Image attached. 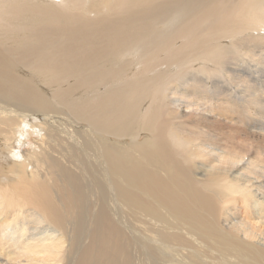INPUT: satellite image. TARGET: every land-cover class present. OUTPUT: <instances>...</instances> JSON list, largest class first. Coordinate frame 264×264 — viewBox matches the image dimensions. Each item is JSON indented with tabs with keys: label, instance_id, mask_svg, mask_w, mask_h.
Masks as SVG:
<instances>
[{
	"label": "bare ground",
	"instance_id": "obj_1",
	"mask_svg": "<svg viewBox=\"0 0 264 264\" xmlns=\"http://www.w3.org/2000/svg\"><path fill=\"white\" fill-rule=\"evenodd\" d=\"M261 55L264 0H0V264H264Z\"/></svg>",
	"mask_w": 264,
	"mask_h": 264
},
{
	"label": "rangeland",
	"instance_id": "obj_2",
	"mask_svg": "<svg viewBox=\"0 0 264 264\" xmlns=\"http://www.w3.org/2000/svg\"><path fill=\"white\" fill-rule=\"evenodd\" d=\"M262 56V55H261ZM256 59H257V57H256ZM262 61H263V64L262 65H255V63H250L251 65H253V68L254 69H252V71H253V74L251 73L250 75H252V76H250V77H252V78H249V80L251 81L250 83H252V89H254L253 90V92H255V93H253V96H256V97H258V98H261L262 99V101L264 102V55L262 56ZM257 67V68H256ZM259 71V72H258ZM262 72V73H261ZM240 75V74H239ZM236 76V78H234L233 79V81L231 82V83H226V81H225V83H224V81L222 82L224 85H226V86H228V85H230V87H231V90H232V92H239L240 91V89H243V81H241V80H244V77L242 78L241 77V75L240 76ZM257 76V77H256ZM255 79H256V81H255ZM234 81H235V83H234ZM259 81V82H258ZM263 81V82H262ZM238 82V83H237ZM263 84H262V83ZM256 85H255V84ZM258 83V84H257ZM234 84V85H233ZM240 84V85H239ZM223 85V86H224ZM256 86L258 87V88H256ZM233 87V88H232ZM237 88V89H236ZM261 89V90H260ZM263 89V90H262ZM256 92H258V93H256ZM260 92V93H259ZM263 93V94H262ZM260 96V97H259ZM238 97H240V96H238ZM263 97V98H262ZM263 126H264V124H263ZM223 130V133L226 135V136H228V137H230V138H232V137H234V135L235 134H233L232 133V130L230 129V128H223L222 129ZM240 136V143L241 144H245L246 146L248 145H250V147L252 146V147H256V148H259V147H261V151H264V143H262L260 140L258 141V140H256V139H253L252 137H251V135L250 134H241V135H239ZM247 138V139H246ZM248 140H249V142H248ZM246 141V142H245ZM254 142V143H253ZM252 144V145H251ZM254 144H255V146H254ZM258 144V145H257ZM247 146V147H248ZM31 147V144H30V142H28L26 145H24V147H23V149H25V150H27V149H29ZM259 150H260V148H259Z\"/></svg>",
	"mask_w": 264,
	"mask_h": 264
}]
</instances>
